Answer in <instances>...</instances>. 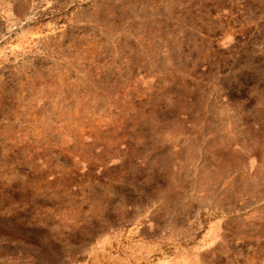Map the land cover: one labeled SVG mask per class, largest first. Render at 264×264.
<instances>
[{"label":"rangeland","instance_id":"1","mask_svg":"<svg viewBox=\"0 0 264 264\" xmlns=\"http://www.w3.org/2000/svg\"><path fill=\"white\" fill-rule=\"evenodd\" d=\"M0 264H264V0H0Z\"/></svg>","mask_w":264,"mask_h":264},{"label":"trees","instance_id":"2","mask_svg":"<svg viewBox=\"0 0 264 264\" xmlns=\"http://www.w3.org/2000/svg\"><path fill=\"white\" fill-rule=\"evenodd\" d=\"M45 20H47V19H46L45 15L43 14L42 16H40V18H39L38 21H41L42 22V21H45Z\"/></svg>","mask_w":264,"mask_h":264}]
</instances>
